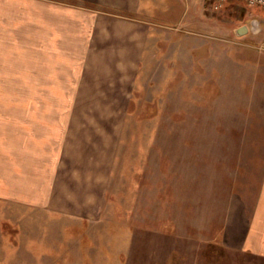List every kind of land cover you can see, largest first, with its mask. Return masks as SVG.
Wrapping results in <instances>:
<instances>
[{
    "label": "rangeland",
    "instance_id": "rangeland-1",
    "mask_svg": "<svg viewBox=\"0 0 264 264\" xmlns=\"http://www.w3.org/2000/svg\"><path fill=\"white\" fill-rule=\"evenodd\" d=\"M216 1L85 3L105 15L46 168V208L29 179L48 159L10 151L34 102L20 95L48 85L0 78V171L8 189L22 183V199L0 202V264H264L246 244L264 167V34H228L235 17Z\"/></svg>",
    "mask_w": 264,
    "mask_h": 264
},
{
    "label": "crops",
    "instance_id": "crops-1",
    "mask_svg": "<svg viewBox=\"0 0 264 264\" xmlns=\"http://www.w3.org/2000/svg\"><path fill=\"white\" fill-rule=\"evenodd\" d=\"M75 1L79 3L65 0H0V69L4 70L0 78H13L7 82L16 84L48 85L44 89L39 88L40 91L34 87V90H27L20 95V99L34 102L26 107L24 118L18 115L13 121L19 130L15 151H10V155H14L16 159L33 153L41 158L45 155L48 159L41 162L40 169L29 179L41 181L33 186L37 191L30 193V200L35 208L50 205L53 189L49 187L48 181L54 179L56 173L55 166L50 173L46 168L57 159L58 150L60 152L68 136L78 86L82 83L88 65L94 36L105 15L100 8H88L85 4H100L103 0ZM128 1L110 0L117 12L132 10V4ZM230 4L232 5H225L224 10H228L229 15L231 12L235 17L233 23L237 26L233 30L227 29L228 34L233 31L238 37L236 31L239 27L249 26L252 21L258 20L259 29L241 38L258 43V37L264 34L263 9L249 7L244 2L235 1ZM231 25L232 22L229 24L230 28ZM244 46L247 48V45ZM210 51H213V46ZM1 82L6 80L1 79ZM39 99H47L46 106L42 103V107H39ZM22 109L24 111V107ZM1 121L5 126L4 117ZM8 177L10 176L0 171V202L10 198L11 194L14 200L22 199L12 192L13 189L16 191L18 187H22V183H15L10 190L6 182H3ZM22 178L16 176L13 180ZM258 180V195L246 244L254 254L264 258V167Z\"/></svg>",
    "mask_w": 264,
    "mask_h": 264
},
{
    "label": "built area",
    "instance_id": "built-area-1",
    "mask_svg": "<svg viewBox=\"0 0 264 264\" xmlns=\"http://www.w3.org/2000/svg\"><path fill=\"white\" fill-rule=\"evenodd\" d=\"M244 2L250 7H264V0H217L214 4L215 10H221L227 2Z\"/></svg>",
    "mask_w": 264,
    "mask_h": 264
},
{
    "label": "water",
    "instance_id": "water-1",
    "mask_svg": "<svg viewBox=\"0 0 264 264\" xmlns=\"http://www.w3.org/2000/svg\"><path fill=\"white\" fill-rule=\"evenodd\" d=\"M259 21L258 20H254L250 23L249 26L244 25L241 26L237 29L236 34L238 37H244L247 34H249V32L255 33L257 29H259Z\"/></svg>",
    "mask_w": 264,
    "mask_h": 264
}]
</instances>
